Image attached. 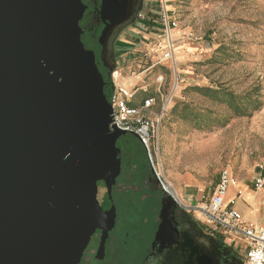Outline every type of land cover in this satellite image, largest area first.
<instances>
[{"label": "water", "instance_id": "water-1", "mask_svg": "<svg viewBox=\"0 0 264 264\" xmlns=\"http://www.w3.org/2000/svg\"><path fill=\"white\" fill-rule=\"evenodd\" d=\"M84 10L81 0H0V264H80L95 232L103 252L116 223L127 131L111 124L106 78L81 39ZM162 203L154 245L164 248L184 206L168 192Z\"/></svg>", "mask_w": 264, "mask_h": 264}, {"label": "rangeland", "instance_id": "rangeland-1", "mask_svg": "<svg viewBox=\"0 0 264 264\" xmlns=\"http://www.w3.org/2000/svg\"><path fill=\"white\" fill-rule=\"evenodd\" d=\"M169 5L178 23L174 29L180 38L177 45L194 42L189 54L176 47V70L172 61H162L164 43L156 34L158 25L148 18H141L137 26L131 25L129 29L147 28L145 32H154L155 38H142V43L130 45L125 33L120 36L113 57L119 73L139 75L134 87L135 105L148 96L157 99L145 112L153 119L161 118L159 138L152 141L155 166L172 190L179 178L188 175L191 182L203 186V200L213 193L223 170H228L233 180L254 189V178L264 174V0H170ZM160 75L164 76L161 83ZM176 75L182 82L166 104ZM118 146L122 149V172L114 195L119 199L138 197L141 192L136 193L129 185H125L123 192L120 189L123 182L133 184L135 168L140 177L137 184L151 175L150 171L159 182L150 157L133 135L119 139ZM245 184L240 185L247 189ZM159 186L166 192L160 182ZM197 188L192 187V191ZM260 191L264 192V188ZM151 203L152 200L140 208L134 203L125 214L136 218L133 215L141 212L149 217ZM257 213L264 214V201ZM123 214L120 210V224L125 222ZM138 220L132 222L133 226L127 224L129 243L124 252L121 249L130 258V264H139L141 254V250L129 253L130 248L137 246L134 230L145 235L143 225H139L147 221ZM222 238L232 245L241 264H246L245 243ZM122 262L129 264L125 257Z\"/></svg>", "mask_w": 264, "mask_h": 264}, {"label": "flooded vegetation", "instance_id": "flooded-vegetation-1", "mask_svg": "<svg viewBox=\"0 0 264 264\" xmlns=\"http://www.w3.org/2000/svg\"><path fill=\"white\" fill-rule=\"evenodd\" d=\"M81 1L85 7L79 23L83 30L81 39L88 49L95 52L99 70L108 78L107 74L109 67L114 63L113 57L116 53V47L118 48L120 36L125 34L131 25L137 26L142 21L139 14L148 0ZM110 11L113 13L111 19L107 17ZM136 169L134 171L136 176L134 177L138 179L139 174ZM150 173L151 175H146V179H139L140 184H137L136 179L133 180V184H128V181L123 182L124 186L121 187L120 191L123 192L127 188L125 185H129L136 193L141 192L138 197L123 196L119 199L114 195V188L117 185L114 186L113 198L117 213L115 226L109 232L103 252L99 251L102 230L98 229L95 232L80 264H123V257L127 259L129 264L132 263L128 255L123 254L130 236L129 228L126 229V227L127 224L133 226L132 222L139 218L147 221L145 225L144 222L139 225H143L142 229L145 230V235L141 231L139 233L138 229L134 230L132 235L137 239V246L129 250L131 251L129 253L133 254L135 250H141L138 257L139 264H241L231 244L222 237L209 234L206 228L192 217L190 211L181 206H176L170 215L171 224L178 231L177 236L173 237V241L167 243L164 248H161L160 245H154L155 235L161 223L160 213L166 192L159 188V182L154 178L151 171ZM150 200L153 202L148 208L151 216L145 217L139 212V214L133 215L136 218H130V213L125 214L130 209V205L135 203L140 208L141 205ZM120 210L124 211L123 215H125L123 224L119 223L121 220L119 218ZM101 254L102 256H100Z\"/></svg>", "mask_w": 264, "mask_h": 264}, {"label": "built area", "instance_id": "built-area-1", "mask_svg": "<svg viewBox=\"0 0 264 264\" xmlns=\"http://www.w3.org/2000/svg\"><path fill=\"white\" fill-rule=\"evenodd\" d=\"M169 0H149L139 17L142 19H151L155 25H158V39L164 43V54L162 61L170 60L173 68L176 70V47L177 40L174 36V29L177 27V19L173 16ZM159 39V40H160ZM120 70L116 68L111 75L113 91L108 96L113 107L112 123L118 128L127 131V134L136 137L146 148L150 157L152 169L162 185L163 189L176 197L171 185L155 166L152 152V141L159 138L161 118L153 119L145 115V112L156 103L154 96H148L143 99L140 105L132 104L136 89L126 87L121 81ZM164 76H159V82H163ZM180 79L176 75L174 87L167 96L168 104L178 87ZM114 81V82H113ZM166 106L163 107L165 109ZM154 167V168H153ZM233 177L228 170H223L210 199L207 204L197 209L205 217V228L209 234L214 233L220 237L229 238L233 243L237 241L244 242L246 245L245 263L246 264H264V221L262 223H250L245 220L241 212L235 207L234 200L226 203V195L232 184ZM255 190L264 188V174L254 178ZM238 194H241L239 191Z\"/></svg>", "mask_w": 264, "mask_h": 264}, {"label": "crops", "instance_id": "crops-1", "mask_svg": "<svg viewBox=\"0 0 264 264\" xmlns=\"http://www.w3.org/2000/svg\"><path fill=\"white\" fill-rule=\"evenodd\" d=\"M149 1V0H148ZM170 1V0H169ZM147 28L144 30L142 28H139L137 30L131 28L127 29L128 37L130 39L129 44L130 45H136L140 42L142 43V40H149L150 38H155V33L152 31L145 32ZM129 30V32H128ZM174 35L176 36L175 39L177 42L180 40L178 33L174 32ZM133 38H135L133 40ZM143 38V39H142ZM139 39V40H138ZM139 41V42H138ZM136 43V44H135ZM146 43V42H145ZM193 41H183L182 44L177 45V50L182 49L184 52L192 53L193 50H190V45H193ZM164 62V61H163ZM125 73L121 72L122 75V83L128 87V88H134L137 84V81L139 79V75L137 76H126ZM191 178L188 175L182 176L181 180L180 178L177 180L178 185L174 187V195L176 196L177 200L181 203L182 206H184L186 209H188L192 215V217L199 221L200 223H203V226L205 225V217L200 212L199 207L201 204H207L209 202V199L212 195H208L205 200H203L204 197V190L202 189V185L198 183L191 182ZM236 183L233 184V186H230L227 195H226V203H229L234 200L235 207L241 212L243 218L247 220L250 223H262L264 221V214L259 215L257 213L258 207L262 206V203L264 201V192L258 191L254 189H251L248 184H245L243 181H235ZM247 185V189H244V187L240 184ZM192 187H198L197 190L192 191ZM241 192V194H238V192ZM192 208H195V210L192 211ZM205 227V226H204Z\"/></svg>", "mask_w": 264, "mask_h": 264}, {"label": "trees", "instance_id": "trees-1", "mask_svg": "<svg viewBox=\"0 0 264 264\" xmlns=\"http://www.w3.org/2000/svg\"><path fill=\"white\" fill-rule=\"evenodd\" d=\"M110 80L108 78H106L105 92H106L107 96H109L112 93V91H113V84H111L112 82ZM132 104H134V101L132 102ZM128 145L131 146L132 144L128 143Z\"/></svg>", "mask_w": 264, "mask_h": 264}, {"label": "bare ground", "instance_id": "bare-ground-1", "mask_svg": "<svg viewBox=\"0 0 264 264\" xmlns=\"http://www.w3.org/2000/svg\"><path fill=\"white\" fill-rule=\"evenodd\" d=\"M234 181H235V180H233V181H232V184H231V186H232V185L235 183ZM229 188H230V187H229ZM228 190H229V189H228Z\"/></svg>", "mask_w": 264, "mask_h": 264}]
</instances>
